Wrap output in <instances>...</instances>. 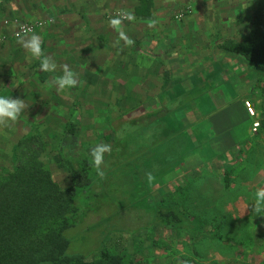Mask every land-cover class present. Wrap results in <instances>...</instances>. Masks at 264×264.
Here are the masks:
<instances>
[{"label":"rangeland","instance_id":"1","mask_svg":"<svg viewBox=\"0 0 264 264\" xmlns=\"http://www.w3.org/2000/svg\"><path fill=\"white\" fill-rule=\"evenodd\" d=\"M154 2V18L148 19L135 14L139 0H89L92 8L100 9H78L70 20L76 23L74 28L54 30V38L66 42L65 64L78 74V86L54 95L45 85L40 102L28 104L15 123L0 126V160L12 164L14 143L36 124L47 141L55 179L63 188L72 186V175L56 163L55 156L74 109L51 103L58 97L69 104L73 100L80 109L82 146L90 152L103 142L112 150L122 149L115 150V158L112 151L105 155L111 159L104 164L107 172L98 189L76 199L81 212L66 232L71 255L94 259L108 248L130 251L137 264H264V216L253 215L251 206L256 189L264 187V93L256 96L255 108L237 91L239 85L234 88L235 105L225 112L228 133L236 131L240 140L238 126L249 119L255 136L244 144L232 143L239 149L229 150L232 157L226 159L224 151L204 139L194 141L193 111L185 109L186 102L178 109V105L165 106V54L163 47L158 48L166 41L178 50L204 55L217 38L242 39L254 5L250 0ZM127 13L134 19H123L115 29L109 25L111 17ZM121 30L134 41L132 46L118 41ZM60 46L52 55L57 65L62 61ZM81 64L87 67L81 69ZM59 75L57 69L53 77ZM242 101L251 117L242 111ZM232 112L237 124L229 126ZM256 123L260 126L254 130ZM198 154L201 162L194 157ZM228 168L230 189L224 185ZM148 172L156 177L152 184L146 181ZM116 201H122L123 207L113 218L109 209ZM159 207L189 215L195 230L201 229L191 234L165 229L156 222Z\"/></svg>","mask_w":264,"mask_h":264},{"label":"trees","instance_id":"2","mask_svg":"<svg viewBox=\"0 0 264 264\" xmlns=\"http://www.w3.org/2000/svg\"><path fill=\"white\" fill-rule=\"evenodd\" d=\"M250 1L254 12L249 32L243 39L218 38L214 55L241 58L264 83V0ZM154 8V0H139L135 14L151 19ZM36 67V74L41 73V80L46 82L48 72L40 70V62ZM12 95L6 91L0 94ZM163 101L165 104V96ZM79 111V104L75 103L55 156L56 163L72 175V186L63 188L55 179L47 141L36 124L18 139L12 164L7 166L0 160V264H137L130 251L102 248L99 257L94 259L69 253L72 242L66 232L76 225L81 212L76 199L82 194L89 196L90 189H98L102 183L90 164V152L81 143ZM119 149L122 147L112 150V157H117L115 150ZM110 159H105V164ZM103 167L107 172V167ZM230 174L224 173L227 188L231 186ZM110 206L114 207L109 209L113 218L119 216L122 201L112 202ZM155 213L156 222L164 226L178 228L185 224V218L173 208L159 207Z\"/></svg>","mask_w":264,"mask_h":264},{"label":"crops","instance_id":"3","mask_svg":"<svg viewBox=\"0 0 264 264\" xmlns=\"http://www.w3.org/2000/svg\"><path fill=\"white\" fill-rule=\"evenodd\" d=\"M101 7V9H104L103 3ZM78 9H100V6L92 8L89 0H0V94L5 93V91L7 93L10 92L13 94L12 98H19L27 104H33L35 101L40 102L42 100L41 93L45 92V85L54 95L62 93L57 92L56 88L51 86L50 82L54 78L55 72L53 75V72H48L49 78L46 82L41 80V73L36 74V69H38L36 66L40 61L32 58L17 42V25L12 20L45 22V26L35 33L42 39V48L45 55L52 58L59 50L57 47L60 45L57 43L61 42V53L59 54L62 61L58 65L59 67L66 62L64 55L66 52V42L64 39L60 41L54 38V30L58 31L59 27L62 29L74 28V24L76 25V23L70 22V20L73 19V14ZM7 20L10 21L8 24L5 23ZM53 20L54 23H52ZM250 25L251 22L243 38L249 32ZM217 41L218 38L212 46V50L204 55L189 54L183 50H178L166 41L163 43L160 41L161 43L158 44V48L161 49L163 47L162 52L165 54V82L163 84L165 88V106L168 104H172L173 106L178 105V109L181 107V104L186 102L187 106H185V109L189 108L193 111L194 121H191V123L194 126V141L204 139L207 145H213L224 151L226 159L230 160L232 156L229 150H238L239 147L235 146L236 144H240V142L244 144L255 136L252 131L253 121L249 119L238 126L240 140L236 131L228 133V126L225 120V115L227 114L225 112L235 105L231 94L234 92V88L239 85L236 88L237 91H242L244 97H248L247 99H250L255 108H257L256 96H259L261 92L264 93V83L259 80L258 75L241 58H230L223 54L215 56L214 52ZM147 43L149 42L147 41ZM84 66L81 64L80 68L83 69ZM168 79L170 80L169 84H167ZM237 81H239V84ZM224 86H228L229 91H226ZM186 94L193 95V97L189 96L190 98H186ZM228 96H230L229 100ZM58 99H54V102L51 103L54 107H56V104H60L59 107L61 108L71 109L73 107L74 109L75 101L72 100L71 104H69L60 97ZM240 107L246 117L250 116L243 105V101L240 102ZM219 111H221V114H219ZM231 117L232 120L229 118V126L237 124L233 121L237 117L234 112L231 113ZM226 118L228 121V117ZM191 123L188 125H191ZM262 126L264 128V124ZM241 128H244V130H241ZM195 131H198L203 136H200L198 133L196 138L197 132ZM208 136V141H205ZM181 141L183 140H179V142ZM16 143L17 141L14 143V146ZM232 143H235V145ZM181 147H184V144ZM235 150L232 152H235ZM180 155L181 153L178 157ZM229 155L230 157H227ZM194 157L200 159L201 162L202 158L199 154L198 156L194 155ZM225 171L231 173L229 168L225 169L224 173ZM231 186L228 188L225 186V188L230 189ZM179 213L180 216L185 218L184 226L178 228L165 226V229L188 233L191 230L192 232H198L201 229L199 227L195 230L190 216L181 212Z\"/></svg>","mask_w":264,"mask_h":264},{"label":"clouds","instance_id":"4","mask_svg":"<svg viewBox=\"0 0 264 264\" xmlns=\"http://www.w3.org/2000/svg\"><path fill=\"white\" fill-rule=\"evenodd\" d=\"M123 19L133 20L131 13L126 15L117 14L109 19V25L115 29L119 26ZM17 42L25 51L34 59L40 61V70L43 72H56L58 65L51 56L45 55L42 48L41 37L33 32L31 28L21 25L20 30L16 33ZM122 40L125 46H132L134 41L128 37L124 31L118 32V41ZM61 75L56 76L50 82L57 92H63L67 89H74L78 86V74L74 72L67 64L59 66ZM28 108V104L19 98L0 96V126L8 127L10 123H15L20 115ZM112 151L111 145L99 142L90 150V164L94 167L97 176L104 179L106 173L104 171L105 155ZM146 181L152 184L156 181V177L151 173H146ZM252 212L255 216H264V187L257 188L254 194V203Z\"/></svg>","mask_w":264,"mask_h":264},{"label":"built area","instance_id":"5","mask_svg":"<svg viewBox=\"0 0 264 264\" xmlns=\"http://www.w3.org/2000/svg\"><path fill=\"white\" fill-rule=\"evenodd\" d=\"M10 21H5L6 24H8ZM12 22L14 24L17 25V32L20 30V26L23 25V26H26L28 28H31L33 30V32H36L38 31L40 28H43L45 26V22L43 21H35V22H22L20 19H14L12 20ZM16 32V33H17ZM247 107L249 108V111L251 113V115H254V111L250 105V103H247ZM260 124L259 123H256L254 125V130H257V128H259Z\"/></svg>","mask_w":264,"mask_h":264}]
</instances>
